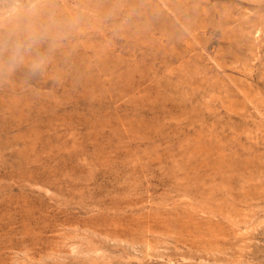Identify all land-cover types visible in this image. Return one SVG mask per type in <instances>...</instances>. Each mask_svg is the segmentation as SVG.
<instances>
[{
    "label": "rangeland",
    "instance_id": "374dc122",
    "mask_svg": "<svg viewBox=\"0 0 264 264\" xmlns=\"http://www.w3.org/2000/svg\"><path fill=\"white\" fill-rule=\"evenodd\" d=\"M38 7L44 73L0 78V264H264V0Z\"/></svg>",
    "mask_w": 264,
    "mask_h": 264
},
{
    "label": "clouds",
    "instance_id": "9594fccd",
    "mask_svg": "<svg viewBox=\"0 0 264 264\" xmlns=\"http://www.w3.org/2000/svg\"><path fill=\"white\" fill-rule=\"evenodd\" d=\"M38 4L39 0H0V78L25 63L31 75L44 73L60 38L59 22L42 19Z\"/></svg>",
    "mask_w": 264,
    "mask_h": 264
}]
</instances>
